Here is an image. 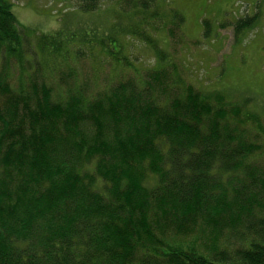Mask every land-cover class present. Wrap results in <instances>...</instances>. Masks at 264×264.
Masks as SVG:
<instances>
[{
    "label": "trees",
    "instance_id": "16d2710c",
    "mask_svg": "<svg viewBox=\"0 0 264 264\" xmlns=\"http://www.w3.org/2000/svg\"><path fill=\"white\" fill-rule=\"evenodd\" d=\"M105 5L127 41L96 27L31 31L0 0V264H264L257 101L180 76L139 23L169 17L175 36L186 20L178 10L78 0L87 13ZM258 19L232 23L238 42ZM131 37L156 54L148 70L130 60ZM96 49L115 75L89 82L71 61ZM55 67L59 79L48 75Z\"/></svg>",
    "mask_w": 264,
    "mask_h": 264
},
{
    "label": "rangeland",
    "instance_id": "374dc122",
    "mask_svg": "<svg viewBox=\"0 0 264 264\" xmlns=\"http://www.w3.org/2000/svg\"><path fill=\"white\" fill-rule=\"evenodd\" d=\"M10 1L19 23L31 31L56 34L96 27L106 33L112 31L120 40L127 41L125 35L117 28L121 22L119 14L110 13L109 10L113 7L108 5L103 6L97 13H87L78 8V0ZM157 2L163 6V10H178L185 17V23L180 29H176L175 36L169 33L170 25L167 21L169 17L151 26H143L141 21L139 23L143 27L142 30L160 39L162 48L171 54V61L177 63L180 76L184 77L188 84L205 92L220 90L236 100L251 96L257 101L256 107L264 113V0H157ZM132 14L135 18L136 13ZM255 14L259 15L256 26L248 30L242 36L241 42H238L232 23L234 24L238 18ZM204 20L210 22L209 36L204 35L206 31ZM133 21L135 20L128 18V28L134 24V28L137 29L138 23ZM223 24L225 26L222 27ZM166 42L169 44L166 45ZM34 43L40 51L36 40ZM127 44L132 51L130 60H136L135 56L141 59L134 62L135 68L145 71L154 66L156 54L145 43L131 37ZM86 54L85 58L76 62L71 61V66L84 74L89 82L94 74L100 76L102 80L115 75L110 58L101 54L100 50L96 49ZM55 68L57 72H49L48 75L58 76L59 79V67ZM130 72L132 74L133 71ZM203 242L205 241L202 240Z\"/></svg>",
    "mask_w": 264,
    "mask_h": 264
},
{
    "label": "bare ground",
    "instance_id": "6f19581e",
    "mask_svg": "<svg viewBox=\"0 0 264 264\" xmlns=\"http://www.w3.org/2000/svg\"><path fill=\"white\" fill-rule=\"evenodd\" d=\"M246 40V39H245Z\"/></svg>",
    "mask_w": 264,
    "mask_h": 264
}]
</instances>
